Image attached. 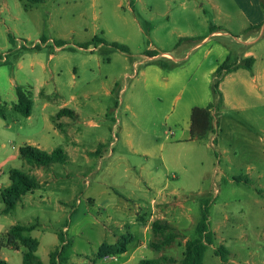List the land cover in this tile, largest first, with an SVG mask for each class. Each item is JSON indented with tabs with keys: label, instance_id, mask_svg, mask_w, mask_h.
Returning a JSON list of instances; mask_svg holds the SVG:
<instances>
[{
	"label": "rangeland",
	"instance_id": "1",
	"mask_svg": "<svg viewBox=\"0 0 264 264\" xmlns=\"http://www.w3.org/2000/svg\"><path fill=\"white\" fill-rule=\"evenodd\" d=\"M246 21L232 0H0V193L11 186L13 169L40 184L9 214L0 196V236L15 225L34 227L26 235L39 241L36 254L45 264L60 245L59 232L70 241L65 264H139L163 256L180 264L208 203L214 243L203 264H264V118L224 109L214 117V125L223 117V126L191 144L176 142L182 129L167 119L193 99L218 101L213 66L222 49L239 61L250 58ZM95 37L103 43L80 48ZM164 52L189 57L175 66ZM165 83L172 84L168 97ZM18 86L33 100L30 117L10 107ZM232 96V106L241 107ZM63 109L78 114L59 117ZM70 141H79L74 165L40 167L20 156L22 147L52 153ZM156 221L180 237L153 248ZM127 235L133 241L126 254L97 259L100 247ZM0 241V259L24 264L27 247L17 252ZM221 246L225 263L216 253Z\"/></svg>",
	"mask_w": 264,
	"mask_h": 264
},
{
	"label": "trees",
	"instance_id": "2",
	"mask_svg": "<svg viewBox=\"0 0 264 264\" xmlns=\"http://www.w3.org/2000/svg\"><path fill=\"white\" fill-rule=\"evenodd\" d=\"M45 0H27L30 4H39L43 3ZM261 5L264 12V1L261 0ZM262 25L255 26L250 28L260 29ZM214 32V31H213ZM42 40L45 42L46 37H43ZM103 41L95 37L91 43H83L80 45V48H89L92 43ZM56 43V42H55ZM63 41H58L59 46H63ZM112 46L123 52L127 51V48L124 45L118 43H113ZM255 63L253 57L246 58L241 63L238 59H234L232 54L217 68L215 72L216 83L214 84L213 91L218 95V101L214 104H210L207 108L196 107L192 111L191 115V134L193 140H203L206 138L209 132L215 133V127L219 126L220 123L216 121L214 125V115L213 110L217 106V109L223 105V95L219 90L220 82L225 75L232 73L240 68L251 70ZM18 102L14 105V109L22 114L25 117H30L33 108V100L29 94L20 86L16 88ZM74 115L75 113L68 109H63L57 115ZM0 116L5 117L4 111L0 110ZM218 139L213 137L212 146L214 148L215 154L220 155V152L217 150ZM21 158L25 159L30 164H35L40 167H50L54 164L60 163L65 164L68 161V155L66 151L62 148L54 150L52 153H47L32 146L22 147L20 149ZM10 180L11 186L1 191L0 196L2 197L5 208L4 213L9 214L17 207L21 199L29 194L36 191L40 184L36 177L31 176L23 172L20 169H13L10 171ZM244 177H235L234 181L241 183L245 181ZM248 180H246L247 182ZM34 227L15 225L12 226L7 232L0 236V240H5L6 244L11 247V249L20 251V246L23 245L28 248L27 251L23 253V263L24 264H45L36 254L38 247L40 245L37 239H34L26 233L34 231ZM153 232L156 236L159 237L158 241H155L151 246L155 249H161L165 246H168L176 241L180 237L179 233L176 232L171 226L165 222L156 221L153 223ZM58 238L60 245L53 251L50 255V260L48 264H65L67 257L64 255L67 253L70 247V241L67 239L65 232H59ZM196 238L188 240L185 244V251L183 254V260L180 264H203L205 257V252L207 251L208 246L214 243V234L210 229V214H209V204L205 203L202 208L201 219L196 228ZM132 236L127 235L122 241L117 242L116 245L108 246L103 245L100 247L97 253V259L103 260L107 257L113 255H123L128 251V245L132 242ZM3 248L0 241V251ZM218 256H220L223 263L226 262V253L227 250L225 247L221 246L216 250ZM173 262L172 259H169L165 256L159 259H143L139 264H168ZM0 264H9L6 260L0 259Z\"/></svg>",
	"mask_w": 264,
	"mask_h": 264
},
{
	"label": "crops",
	"instance_id": "3",
	"mask_svg": "<svg viewBox=\"0 0 264 264\" xmlns=\"http://www.w3.org/2000/svg\"><path fill=\"white\" fill-rule=\"evenodd\" d=\"M232 1L236 3L237 8H239L240 10V13L243 14V16H245L247 20L243 26L244 31L246 32L247 38L243 43L246 49V55L248 57H253L255 59V63L251 70L240 68L224 76L220 84V91L223 95V105L219 109H214L213 115L217 119L219 118L220 115L222 116L223 114L225 115L227 113V112L224 113V109L234 108L236 109V111L237 110L238 111L241 110L243 112L255 111L257 113L258 118H264V12H263V8L261 5V0H232ZM212 7L217 9L221 14H223L220 6H218L217 4L212 5ZM259 25H262L260 29L249 30L250 28L259 26ZM220 34L221 32L211 33V35H220ZM205 39L203 41H205ZM198 46L199 44L195 45L194 47H198ZM248 50L249 51L259 50L260 54L258 56L255 54H251L250 52H248ZM229 55H230V52L228 50L226 51L223 49L221 50L220 58L216 60L215 65L213 66V69H212V72H214V75H215L217 68L229 57ZM158 57H156L155 59H158ZM161 57H163L164 59H168L170 62H173L174 65L176 66L178 63L183 62L189 56L183 57L182 55L180 56L177 55V57H175L171 54L164 52L161 54ZM241 61H239V63H241ZM159 72L161 71L159 70ZM172 73L173 72L170 71V74H169V76H171L169 78L170 81L173 78L171 75ZM231 86H233L232 89H231ZM229 88L234 93L236 92L238 94L239 104L241 105V107L239 105L238 107L235 105L232 106L234 102L233 96H232L233 92L229 90ZM36 90H34L35 96H36ZM163 91H164V94H163L164 97H168L172 91V84L165 83L163 87ZM251 99L253 100V102L250 101ZM11 103L12 104L10 105V107L16 104V102L14 101ZM210 104H214V102H212V100H208L203 105H200L198 104V101H195V99H193L190 101V103H187L185 105L183 111L179 112L177 116H175L174 114L167 116V119L169 120H171V118L174 119L173 125L174 127H176L177 130L182 129L181 136L177 137L176 139L177 143L191 144L193 142L198 141V140L192 139V134H191L192 111L196 107L207 108ZM73 112L75 114H78L75 111ZM182 114L184 115V119L180 118ZM223 122H224V119L222 117L220 121V124H221L220 127L223 126ZM172 135L175 136V134H172ZM70 143L71 144L67 145V148L65 150L68 155V161H67L68 164L67 163L65 164L74 165V163H78V161L73 159V157L74 156L77 157L79 155L80 150L78 149L77 146L76 147L73 146V144L79 143V141H70ZM115 148L111 153H113L116 150ZM146 153L147 152L142 154L143 157H146L147 159H151L152 157L150 156V154H146ZM174 176H177V175H174ZM61 188L65 189V187L63 186Z\"/></svg>",
	"mask_w": 264,
	"mask_h": 264
}]
</instances>
